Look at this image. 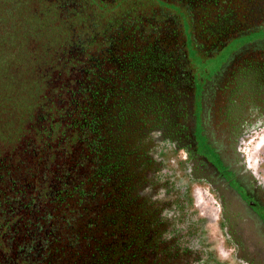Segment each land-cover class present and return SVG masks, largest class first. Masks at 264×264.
Returning a JSON list of instances; mask_svg holds the SVG:
<instances>
[{
	"label": "flooded vegetation",
	"instance_id": "1",
	"mask_svg": "<svg viewBox=\"0 0 264 264\" xmlns=\"http://www.w3.org/2000/svg\"><path fill=\"white\" fill-rule=\"evenodd\" d=\"M156 1L46 204L0 213V264H264V0Z\"/></svg>",
	"mask_w": 264,
	"mask_h": 264
},
{
	"label": "trees",
	"instance_id": "2",
	"mask_svg": "<svg viewBox=\"0 0 264 264\" xmlns=\"http://www.w3.org/2000/svg\"><path fill=\"white\" fill-rule=\"evenodd\" d=\"M30 1L37 13L25 18L21 11L18 12L21 10L22 0H0L1 58L5 62L8 50L12 46L15 47L20 32L18 29L23 22L25 28L26 25L31 26V30L36 32V38L41 41L42 48L39 53L42 58H38L40 60L37 63L44 66L47 72L43 83L39 78L30 80L22 89L23 96L14 108V117L19 120L21 116L25 117L26 113L30 116L34 107L40 103L47 82L54 77L61 82V89L67 90L72 96L77 114L75 121L81 123L85 135L90 136V129H95L100 123L98 117L102 116V112L99 107H105L109 96L113 94L111 91L123 89L126 83L123 75L128 73V69L122 68L126 65L125 59L136 56V51H139L145 42L152 40L153 26L159 20L156 10L158 2ZM40 14L43 15L41 19L44 23L38 17ZM25 105L30 106L29 111ZM21 125L17 124L14 128L20 130L15 138L17 143L24 135ZM54 130L56 134L57 129ZM76 137L77 134L69 138L73 141ZM10 142L12 143V140ZM39 155L40 153L34 154L31 163H27L31 167L34 166L35 173L42 165ZM5 159L6 156L0 157V192H5V195H2L3 204L10 203V206L5 208L0 201V213L3 216H11L15 208H18L22 221L28 215H33L34 205L37 213L44 206L48 199L46 193L60 180L59 171L64 167L67 154L64 151L59 157L44 158L43 164L49 169L47 182L44 184H34L32 178H35V175L25 180L22 174H19L21 181H13L12 166L7 169V163L3 162ZM19 171H22L21 168ZM41 193L46 195L45 199Z\"/></svg>",
	"mask_w": 264,
	"mask_h": 264
},
{
	"label": "rangeland",
	"instance_id": "3",
	"mask_svg": "<svg viewBox=\"0 0 264 264\" xmlns=\"http://www.w3.org/2000/svg\"><path fill=\"white\" fill-rule=\"evenodd\" d=\"M20 8L18 12L21 11L25 18L37 13L30 0H22ZM38 17L41 19L43 15L40 14ZM41 20L44 23V20ZM18 30L20 31L18 40L15 47L10 46L5 62L1 58L0 51V157L6 156V162L2 161L7 163V169L12 166L13 181H21L19 174H22L25 180L35 175V178H32L34 184L37 182L44 184L47 182L49 170L48 166L43 164L44 158L59 157L65 151L67 156L72 155L77 159L80 156L79 142L83 139L88 141L89 135L86 136L81 123L75 121L77 114H75L76 107L72 103V96L67 90L61 89V82L54 77L47 82L40 97V103L34 107L32 114L29 116L26 113L25 117L15 119L14 108L23 96L22 89L30 80L39 78L43 83L47 78L46 69L37 63L40 60L38 58L41 57L39 51L42 44L36 38V32L31 30L29 25L25 28L23 22ZM50 86L51 89H49ZM25 107L30 109L29 105ZM17 124H22L20 127H23L21 129L24 132L19 143L15 142L16 135L20 131L14 130ZM54 129H57L56 134ZM76 134L77 137L72 141L69 137ZM68 140L70 142H67ZM36 153H40L39 157L42 159L41 169L37 173L34 172V166L27 164L31 163ZM20 168L23 172L19 171ZM6 190L8 191L9 187ZM2 195H5V192H0V201L3 204ZM41 196L43 199L46 197L44 193H41ZM3 205L7 208L10 203ZM24 220L30 221L28 218Z\"/></svg>",
	"mask_w": 264,
	"mask_h": 264
}]
</instances>
